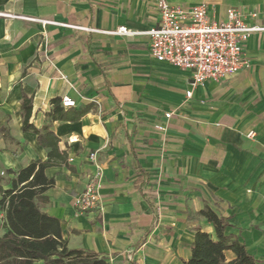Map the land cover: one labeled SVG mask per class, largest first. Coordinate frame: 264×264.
<instances>
[{"label":"crops","instance_id":"1","mask_svg":"<svg viewBox=\"0 0 264 264\" xmlns=\"http://www.w3.org/2000/svg\"><path fill=\"white\" fill-rule=\"evenodd\" d=\"M166 1L185 8L205 3L217 22L235 8L248 25L264 29V0ZM156 2L0 0V13L91 30L0 17V177L6 179L0 187H10L9 170L47 160L36 135L22 130L27 99L29 123L49 126L66 159L44 170L54 185L40 208L60 221L69 249L96 253L108 264H184L196 228L216 240L213 225L199 215L210 208L227 219L225 235L264 264V31L243 48L249 69L207 82L188 100L190 72L149 55ZM119 27L138 34H106ZM63 98L75 107L63 108ZM54 102L69 120H51ZM91 181L101 206L80 213L74 199ZM233 259L226 251L225 261Z\"/></svg>","mask_w":264,"mask_h":264},{"label":"trees","instance_id":"2","mask_svg":"<svg viewBox=\"0 0 264 264\" xmlns=\"http://www.w3.org/2000/svg\"><path fill=\"white\" fill-rule=\"evenodd\" d=\"M24 132L36 135L37 143L47 150V160L31 161L10 180L8 189L0 187V212L3 215L4 234L0 237V264H108L96 253L83 249H69L62 237L60 221L41 211L47 202L45 193L53 187L54 181L46 178L44 170L65 163V156L58 150V139L50 127L35 129L30 123L31 104L24 99L22 104ZM83 113L71 120L79 119ZM52 121H66L69 118L54 102ZM215 229L216 240L195 229L190 248V257L184 264H259L245 246L233 235H225L230 225L227 219L210 208L199 212ZM234 254V259L225 261V252Z\"/></svg>","mask_w":264,"mask_h":264},{"label":"built area","instance_id":"3","mask_svg":"<svg viewBox=\"0 0 264 264\" xmlns=\"http://www.w3.org/2000/svg\"><path fill=\"white\" fill-rule=\"evenodd\" d=\"M156 8L159 15L156 27L146 34L150 38L149 55L159 63H165L181 70L190 72V87L185 96L192 98L193 90L203 87L207 82H219L250 68L249 61L244 55L243 48L251 36L264 29L248 25L242 18L241 12L235 8L226 10V20L217 22L210 18L208 5L200 3L190 8L172 5L166 0H157ZM256 15L253 14V17ZM0 17L23 18L32 22L60 27L91 31L85 28L56 24L46 20L12 16L0 13ZM113 36H134L125 27L107 32ZM63 108L75 107V102L63 98ZM166 117H170L167 114ZM158 131L164 127L157 126ZM254 132L246 135L253 139ZM96 154L91 153L88 160L95 162ZM96 179L100 178V169L96 167ZM74 208L80 213H87L101 206L98 183L91 181L84 191L74 199Z\"/></svg>","mask_w":264,"mask_h":264},{"label":"rangeland","instance_id":"4","mask_svg":"<svg viewBox=\"0 0 264 264\" xmlns=\"http://www.w3.org/2000/svg\"><path fill=\"white\" fill-rule=\"evenodd\" d=\"M5 180H6L5 177L3 176L0 177V181H5ZM3 231H4L3 218L0 217V236Z\"/></svg>","mask_w":264,"mask_h":264}]
</instances>
